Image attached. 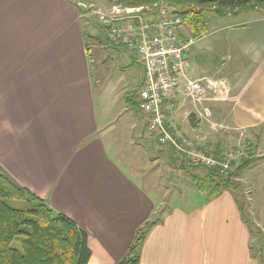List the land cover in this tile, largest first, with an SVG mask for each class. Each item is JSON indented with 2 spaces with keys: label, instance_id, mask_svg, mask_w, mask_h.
I'll return each mask as SVG.
<instances>
[{
  "label": "crops",
  "instance_id": "0c3cea01",
  "mask_svg": "<svg viewBox=\"0 0 264 264\" xmlns=\"http://www.w3.org/2000/svg\"><path fill=\"white\" fill-rule=\"evenodd\" d=\"M234 14L214 16L212 37L247 31L243 25L224 23ZM84 17L73 0H0V167L87 232L89 264H118L137 232L160 217L163 205L152 202L145 190L149 183L144 188L135 183L109 150L120 148L124 138L128 152L118 153L138 177L132 157L153 167L162 163L170 170H180L184 164L173 160L170 147L156 152L148 144L146 119L142 123L132 110L133 99L124 86L107 93L113 103L105 99L100 103L95 79L98 82L102 75L92 72ZM225 41L214 39V50ZM102 48L126 61L127 73L134 63L143 78L144 69L126 50L108 42ZM239 51L237 63L218 66L216 76L207 77L199 75L193 49L188 76L226 83L229 100L217 107L223 111L211 108L213 117L224 119L228 138L257 135L256 143L249 144L254 152L264 145V21ZM183 99L179 97L168 119L170 132L196 138L190 141L203 150L233 151L227 138L196 141L205 121L192 109H188L192 114L186 110ZM217 127L213 124L215 132ZM203 196L193 187L183 204L158 219L140 247V264H259L234 193Z\"/></svg>",
  "mask_w": 264,
  "mask_h": 264
},
{
  "label": "rangeland",
  "instance_id": "374dc122",
  "mask_svg": "<svg viewBox=\"0 0 264 264\" xmlns=\"http://www.w3.org/2000/svg\"><path fill=\"white\" fill-rule=\"evenodd\" d=\"M73 4L76 5L77 9L81 12V15L82 12H86L84 13L85 17L82 20V26L86 35V39L87 41H89V44L92 47V72L93 75L97 77L99 73H101L100 75H102V79L98 80V82H96L97 78L95 79V83L97 84V94L98 96H102V100H100V103L102 104L104 99L107 103H113V100L110 102V100L108 99L107 93L109 95L110 91L112 90L119 91L123 86L128 90V92H130L129 97H133L136 91L139 90L143 85V78L140 69L133 63V70L127 73V62L119 60L116 56V53H114L112 50H105L104 48H102V46L107 43L106 35L102 30L103 26L101 25L98 17L83 9L82 5H85L87 7L93 5L97 9L101 10L102 14L112 12L116 8H118L122 13H125L126 11L131 9H144L146 11H151L158 9L161 6L154 5L145 8H130L124 7L117 2L110 0H73ZM215 15L216 14L214 13L206 15V19L208 22L207 36L203 37L204 39L201 40L196 39L198 41L193 47V49L195 50L193 56L194 65L199 69V75H204L207 77H215L218 66L224 68L225 66H229V64L233 65L234 63H237L239 61V56H241L239 46L243 42L245 43L246 38L250 39L252 30L257 27H261V22L264 21V5L260 6L259 8L237 11L233 16L228 17L224 21L226 25H243L247 29V31L243 34H237V29L233 30V32H236L235 35L232 31H230L229 33H220L212 37V33L215 30L212 19H214ZM190 32L192 33L191 30ZM218 38L226 39V41L221 43L219 46H217L216 50H214V47L216 45L213 43V41L214 39ZM126 89H124V93H126ZM229 97L230 90L228 88V93L224 96L223 99H221L220 101L209 102L207 105L213 107L212 109H216L219 106L220 102L229 100ZM135 101H137L136 98ZM184 102L186 103V110L192 109L195 112L197 111L196 107L189 101L184 100ZM217 109L223 111L222 108ZM132 110H134L135 113L138 114L142 122L144 120V115L142 114V112H140V108L135 105V107H132ZM190 110L188 111L190 112ZM174 112L175 111H173V113ZM190 113L192 114L194 112ZM170 116L171 114L168 115V119ZM211 123L212 124L205 121V123L201 125L202 132L199 133L198 139L196 141H198L200 144H203L206 143L211 137L217 138L220 142H223L224 138H227L226 142L231 145L232 148L234 146L235 149H233V151H220L221 154L219 153V155H228L227 158L231 160L230 170L233 171V173L236 170L235 163H241L244 159L253 161L247 169L239 171V173H237L236 176L233 177L235 189L232 190V192L238 200V206L241 210L243 220L247 225V231L251 240L250 250L252 252L253 258L259 264H264V145L260 144V149H257L254 152H248V145L256 143L257 135H251L250 133H248L247 135H242L241 137V134H238L234 135L235 137L232 136L228 138L226 134L228 130H226L227 127L223 118L213 117ZM213 124H216V127L218 125L216 132L215 130H213ZM223 124L225 125V128ZM166 127L168 128V125H166ZM173 135L175 136L176 144L181 143L178 141L180 138H183L187 139L190 142H182L183 146L187 145L188 148L192 147V150H201L197 147L198 145H195L191 142L196 138H192L189 136L190 138L188 139L187 137H185V135L177 132ZM262 135L264 137V131L262 132L261 136ZM146 136H148V138L150 139L148 144L150 143V145H152L156 149V152H158L159 149H166L163 147H171V145L168 144L160 145V143H158V135L149 133L147 129ZM190 139L192 140L190 141ZM262 142H264V139H262ZM125 143V139L122 138L120 143L122 145L120 146V148H118L116 151H114L115 149L109 150V154L111 158H113L123 169V172H125L135 183L139 184L143 188L145 184H147V182L149 183L150 186H147L145 190L149 194L152 202L157 206L163 205L162 209L159 211V218H162V215L164 216L165 212H167V210H169L170 208L183 204L184 198L189 197V192H191L192 188L194 187L191 175H205L206 168L203 169L202 165L196 164L191 159L187 160L188 158H186L185 156H182L183 164H192L190 165L192 166L190 173H185L181 172L180 170L174 169L170 170L166 165L162 163L156 164L154 167L149 164L144 165L143 163H138V160L132 157L131 161L135 163V166H133L136 167L140 173V177H138L124 165V162L122 161L123 159L121 157L122 154H119L120 151H122L124 154L128 152L127 146H124ZM174 148L176 147L174 146ZM233 152H235L236 155H232ZM209 154L210 155L208 156L211 157V153ZM260 154L261 156L258 158L257 156H259ZM178 165L182 166V164ZM197 165H199V167L201 168H193V166ZM251 168H253V170H249ZM1 170L3 169L1 168ZM229 172L230 171H227L226 173L221 174L219 171V174L223 177H227L230 174ZM207 197L208 194L205 193L203 198Z\"/></svg>",
  "mask_w": 264,
  "mask_h": 264
},
{
  "label": "trees",
  "instance_id": "16d2710c",
  "mask_svg": "<svg viewBox=\"0 0 264 264\" xmlns=\"http://www.w3.org/2000/svg\"><path fill=\"white\" fill-rule=\"evenodd\" d=\"M110 1H115L124 7L130 8H145L160 5L161 7L154 11H159L161 8L173 10L176 14L188 20L187 27H190L188 31L198 40L207 36V14L232 13L259 8L264 5V0ZM146 14L149 15L150 13L147 12ZM102 30L106 35L108 44L126 50L137 61V58L126 48L112 41L104 27ZM138 91L133 95L132 101L134 106L136 105L140 108ZM135 98L137 101H135ZM193 119L194 116L191 117V120ZM182 141L190 143L187 139L183 138H180L178 142ZM252 147L253 145H248V152L253 149ZM170 148L173 151V160L177 159V162L183 165L182 157L179 155L177 148H174L172 145ZM200 152L207 156L211 153V157L218 162L225 161L228 156L219 155L217 149H201ZM234 154L235 152L232 155ZM250 164H252V160L245 159L241 163H235L236 170L234 173L230 170V174L227 177L219 174V168L209 169L203 167V169L206 168L205 175H191L192 183L200 193H207L210 199L216 198L224 192L234 190L233 177L239 171L247 169ZM184 165L180 170L190 173L192 167L190 165L192 164ZM193 168L201 167L197 165L193 166ZM158 223V219L155 218L137 232L135 240L129 247L126 256L118 264H140V247L151 229ZM88 240L89 236L87 232L81 229L73 220L66 215L54 211L45 200L39 198L29 189L19 185L7 172L1 170L0 167V264H89L92 258V251Z\"/></svg>",
  "mask_w": 264,
  "mask_h": 264
},
{
  "label": "built area",
  "instance_id": "2783aa9c",
  "mask_svg": "<svg viewBox=\"0 0 264 264\" xmlns=\"http://www.w3.org/2000/svg\"><path fill=\"white\" fill-rule=\"evenodd\" d=\"M82 6L98 17L112 41L132 53L144 68L138 100L148 132L158 135L160 145L175 146L179 155L187 160L191 159L203 167L219 168L221 174L230 171L229 158L218 162L197 149L183 146L185 141L176 144L175 136L166 127L168 115L177 108L180 96L196 107L203 121L212 124L213 112L206 104L220 101L228 93L224 81L189 78L191 53L197 40L188 31V20L166 8L151 12L131 9L125 13L116 8L102 14L93 5Z\"/></svg>",
  "mask_w": 264,
  "mask_h": 264
}]
</instances>
